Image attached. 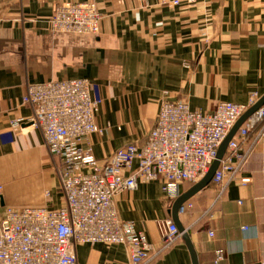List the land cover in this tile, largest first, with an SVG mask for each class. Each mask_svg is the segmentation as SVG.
<instances>
[{"label": "crops", "instance_id": "1", "mask_svg": "<svg viewBox=\"0 0 264 264\" xmlns=\"http://www.w3.org/2000/svg\"><path fill=\"white\" fill-rule=\"evenodd\" d=\"M88 1L102 13L98 35L50 29L56 4ZM169 1L0 0V213L65 203L63 165L42 131L13 126L33 115L23 101L31 83L90 81L101 132L81 145L100 162L130 142L146 144L165 98L206 113L222 101L264 97V0ZM263 132L264 120L242 140L247 158L223 190L212 180L184 203L178 212L184 232L170 243L166 221H174L175 204L196 183L182 182L168 197L161 180L139 182L116 197L120 218L133 221L152 244L142 264H194L184 233L198 264H264ZM130 251L125 243L78 244L76 264H133ZM218 251L223 258L216 261Z\"/></svg>", "mask_w": 264, "mask_h": 264}, {"label": "built area", "instance_id": "2", "mask_svg": "<svg viewBox=\"0 0 264 264\" xmlns=\"http://www.w3.org/2000/svg\"><path fill=\"white\" fill-rule=\"evenodd\" d=\"M199 1L214 0L169 2L194 6ZM101 19L95 2H65L54 6L48 23L52 31L98 35ZM23 101L32 105L33 115L15 119L13 126L29 123L42 131L49 151L63 165L65 203L58 208L5 207L0 213V264H76V246L97 242L129 244L132 263H144L152 255V244L133 221L120 218L116 197L139 182L161 180L168 197L177 195L182 182H199L234 125L257 103L254 97L248 103L222 101L205 113L193 110L185 100L165 98L146 144L130 142L100 162L91 148L81 145L92 133L101 132L96 120L99 102L88 79L31 83ZM263 120L261 106L248 117L239 138L229 141L212 179L222 190L227 176L237 174L238 161L247 158L242 140ZM166 227L165 241L170 243L179 230L172 219H167ZM222 258L218 251L216 261Z\"/></svg>", "mask_w": 264, "mask_h": 264}, {"label": "water", "instance_id": "3", "mask_svg": "<svg viewBox=\"0 0 264 264\" xmlns=\"http://www.w3.org/2000/svg\"><path fill=\"white\" fill-rule=\"evenodd\" d=\"M264 104V97L261 98L259 101H257V103L252 106L238 121L237 123L234 125V127L232 128V130L230 131V133L227 135V137L224 139V141L222 142L220 148H219V152H218V157L217 159L214 161V163L212 164L210 170L207 172V174L199 181L197 182L190 191H188L187 193H185L180 199L179 201L175 204L174 208H173V217H174V222L176 223L178 230L181 232H184V228L182 227V225L179 223L178 220V212L181 206L184 205V203L196 192H198L199 190H201L204 186H206L207 184H209L212 179L213 176L216 172V170L218 169L221 159L224 157L225 153H226V149L228 146L229 141L231 140L232 136L234 135V133L236 132V130L239 128V126L241 125V123L246 120L249 116H251L256 110H258V108H260L261 106H263ZM184 238L187 241L192 257H193V261L194 264H198L197 261V257L194 251V248L192 246L191 240L189 238V235L187 233H184Z\"/></svg>", "mask_w": 264, "mask_h": 264}, {"label": "rangeland", "instance_id": "4", "mask_svg": "<svg viewBox=\"0 0 264 264\" xmlns=\"http://www.w3.org/2000/svg\"><path fill=\"white\" fill-rule=\"evenodd\" d=\"M92 2H94V1H92ZM96 3V2H95ZM97 5V4H96ZM98 7V6H97ZM99 9V8H98ZM101 12V11H100ZM178 100H184V99H178ZM185 101H187V100H185ZM188 102V101H187ZM189 103V102H188ZM189 105H190V103H189Z\"/></svg>", "mask_w": 264, "mask_h": 264}]
</instances>
